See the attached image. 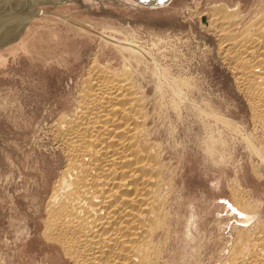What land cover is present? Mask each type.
<instances>
[{
	"label": "rangeland",
	"instance_id": "rangeland-1",
	"mask_svg": "<svg viewBox=\"0 0 264 264\" xmlns=\"http://www.w3.org/2000/svg\"><path fill=\"white\" fill-rule=\"evenodd\" d=\"M51 1L38 0L19 37L12 29L17 39L0 46V264H73L41 231L65 162L53 128L72 116L95 53L109 69L130 68L142 132L171 183L160 264H219L239 233L264 226V140L211 26L228 27L235 12L213 6L236 5L243 23L264 0Z\"/></svg>",
	"mask_w": 264,
	"mask_h": 264
},
{
	"label": "bare ground",
	"instance_id": "bare-ground-1",
	"mask_svg": "<svg viewBox=\"0 0 264 264\" xmlns=\"http://www.w3.org/2000/svg\"><path fill=\"white\" fill-rule=\"evenodd\" d=\"M136 1L154 5L165 0ZM37 2L0 0V26L6 28L0 32V46L19 37L26 20L37 12ZM214 7L215 14L235 12L229 13L228 27L219 17L211 26L238 87L253 106L264 140V11L242 23L246 15L235 19L236 5ZM241 23V29L233 30ZM126 45L139 53L131 41ZM132 75L127 66L118 72L109 69L95 53L72 116L60 115L53 126L65 162L47 197L41 234L58 243L73 264H160L169 237L164 188L171 183L165 186L158 143L148 140L150 132H142L144 99L135 94ZM233 196L241 198L236 190ZM219 264H264V226L251 234L239 233Z\"/></svg>",
	"mask_w": 264,
	"mask_h": 264
},
{
	"label": "snow or ice",
	"instance_id": "snow-or-ice-1",
	"mask_svg": "<svg viewBox=\"0 0 264 264\" xmlns=\"http://www.w3.org/2000/svg\"><path fill=\"white\" fill-rule=\"evenodd\" d=\"M233 211H235V209H233Z\"/></svg>",
	"mask_w": 264,
	"mask_h": 264
}]
</instances>
